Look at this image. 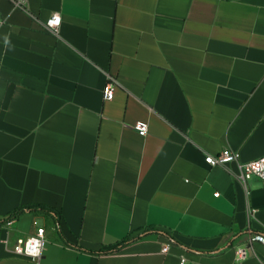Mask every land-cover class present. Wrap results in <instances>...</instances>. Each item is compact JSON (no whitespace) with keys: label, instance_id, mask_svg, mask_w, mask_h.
Segmentation results:
<instances>
[{"label":"crops","instance_id":"obj_1","mask_svg":"<svg viewBox=\"0 0 264 264\" xmlns=\"http://www.w3.org/2000/svg\"><path fill=\"white\" fill-rule=\"evenodd\" d=\"M0 13V264H35L12 244L40 225L45 264H260L264 181L206 156L264 155V0H0Z\"/></svg>","mask_w":264,"mask_h":264},{"label":"built area","instance_id":"obj_2","mask_svg":"<svg viewBox=\"0 0 264 264\" xmlns=\"http://www.w3.org/2000/svg\"><path fill=\"white\" fill-rule=\"evenodd\" d=\"M5 23V18L0 13V25ZM62 23V16L60 13L51 14L45 21V27L52 32H59L60 25ZM117 82L115 79L108 80L106 85L103 88V97L106 100L114 98ZM138 132L145 136L148 134V124L145 122H136L135 124ZM206 162L211 166L222 165L230 168L228 165L230 163H237V171L229 169L232 174L236 176L239 180L244 183H247L252 178H259L264 181V155L249 161H241L239 157V152L233 148L225 147L217 154H208L206 156ZM219 192H216L215 195H219ZM16 216L10 215L6 220L8 224H12ZM46 228L44 225H40L36 230L29 235H19L15 238L12 246L15 254L29 258L35 264H45L43 262L45 242H46ZM9 242V239L4 240ZM260 241L264 244V234L256 233L250 236V242ZM1 242V239H0ZM251 247V246H249ZM169 247L164 246L163 252H168ZM236 253L239 260H242L248 255V247H237ZM185 258H182L183 262ZM260 264H264V258H261Z\"/></svg>","mask_w":264,"mask_h":264},{"label":"trees","instance_id":"obj_3","mask_svg":"<svg viewBox=\"0 0 264 264\" xmlns=\"http://www.w3.org/2000/svg\"><path fill=\"white\" fill-rule=\"evenodd\" d=\"M13 215H15V214H13ZM6 219H8V218H6Z\"/></svg>","mask_w":264,"mask_h":264},{"label":"clouds","instance_id":"obj_4","mask_svg":"<svg viewBox=\"0 0 264 264\" xmlns=\"http://www.w3.org/2000/svg\"><path fill=\"white\" fill-rule=\"evenodd\" d=\"M7 42V41H6Z\"/></svg>","mask_w":264,"mask_h":264}]
</instances>
